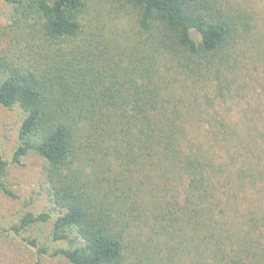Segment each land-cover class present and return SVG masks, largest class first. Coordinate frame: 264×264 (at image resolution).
Here are the masks:
<instances>
[{"label": "trees", "instance_id": "1", "mask_svg": "<svg viewBox=\"0 0 264 264\" xmlns=\"http://www.w3.org/2000/svg\"><path fill=\"white\" fill-rule=\"evenodd\" d=\"M5 1L12 12L0 29V106L25 116L11 163L30 153L46 162L59 211L52 241L67 244L51 256L264 264V149L239 140L248 147L238 162L235 129L205 118L191 97L209 81L219 96L228 90L249 15L227 0ZM205 120L213 144L230 153L222 162L190 137ZM4 167L0 160V176ZM241 199L246 224L236 230L230 216ZM49 219L29 212L9 231Z\"/></svg>", "mask_w": 264, "mask_h": 264}, {"label": "rangeland", "instance_id": "2", "mask_svg": "<svg viewBox=\"0 0 264 264\" xmlns=\"http://www.w3.org/2000/svg\"><path fill=\"white\" fill-rule=\"evenodd\" d=\"M227 1L233 10H243L249 15L251 30L245 36L243 46L233 54L228 90L224 95L219 96L215 83L209 81L197 85L196 93L191 97L208 114L205 118L215 115L226 126L235 129L238 139H234L236 143H230L231 152L240 162L248 146L264 149V0ZM11 12L12 5L0 0V29L10 23ZM192 35L194 39H199L195 33ZM24 117L18 106L11 110L0 106V160L5 163L4 173L0 176V264H70L63 257L51 256L55 249L64 248L67 244L52 241L51 231L59 211L52 207L45 176L46 162L30 153L19 164L11 163ZM189 129L194 144L201 145L207 156L218 162L229 158L230 153L213 144L210 133L214 128L209 126L208 121L192 124ZM239 140L245 141L248 146L237 145ZM247 205L246 199H241L238 202L241 211L230 216V222H233L231 226L236 230L246 224L244 211ZM29 212L34 215L49 213L50 219L46 223L33 225L19 235L10 232L9 227L17 224ZM136 233L140 234L141 239V230L136 229ZM30 240L47 248L48 253L38 254L30 246Z\"/></svg>", "mask_w": 264, "mask_h": 264}]
</instances>
